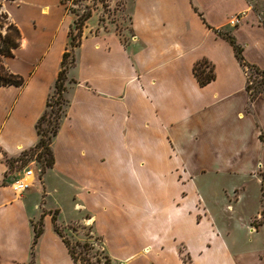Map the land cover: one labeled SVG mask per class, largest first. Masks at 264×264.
Returning a JSON list of instances; mask_svg holds the SVG:
<instances>
[{"label":"crops","instance_id":"0c3cea01","mask_svg":"<svg viewBox=\"0 0 264 264\" xmlns=\"http://www.w3.org/2000/svg\"><path fill=\"white\" fill-rule=\"evenodd\" d=\"M63 1H2L21 33L4 64L26 84L0 87V264H76L54 228L61 209L47 206L51 178L74 183V208L88 216L79 224L103 237L111 264H264V221L253 224L264 215V96L250 106L245 69L218 33L233 35L245 57L240 36L264 35V0H108L123 1L129 28L118 33L96 13L86 22L67 72L55 165L18 194L12 184L23 172L8 159L39 141L70 48ZM250 47L264 51V38ZM204 60L215 79L201 86L194 67ZM120 211L129 222L103 231L99 215L110 221Z\"/></svg>","mask_w":264,"mask_h":264},{"label":"trees","instance_id":"16d2710c","mask_svg":"<svg viewBox=\"0 0 264 264\" xmlns=\"http://www.w3.org/2000/svg\"><path fill=\"white\" fill-rule=\"evenodd\" d=\"M2 1L0 0V10H2ZM104 9H108L107 0L100 1ZM66 4V0L63 1ZM76 16L74 26L71 27L69 32L70 48L64 53L61 63V70L59 72L55 89L47 102V108L36 125L39 141L35 148L25 151L20 157L15 159H8V163L11 161L22 160V157L27 156L30 153L38 151L37 159L41 163L42 173L51 169L55 165V156L52 150V143L54 138L58 135L61 121L66 115V110L69 105L68 100L65 97L67 72L70 67L75 64L74 50L79 47L82 41L83 29L86 22L92 17L93 9L88 8L83 14H79L77 11L72 12ZM2 20H9L8 15L3 12L0 16ZM0 28L2 25L0 24ZM8 33L5 35L0 31V87L2 86H24L26 79L22 76L11 73L4 64V60L14 56V51L19 48L21 42V33L17 26L10 22L7 27ZM76 32V33H75ZM219 35L227 40L233 47L235 55L241 66L245 69L248 68L255 73L256 77L250 76L247 78L246 90L250 97V106L260 96H264V69L259 68L256 65L248 63L243 55V47L237 42L236 38L230 33L218 32ZM77 39V40H76ZM194 74L201 86H206L215 79L214 67L207 60L199 62L194 67ZM53 224L55 231L60 235L66 244L69 253L76 264H84L87 261L85 258H79L76 254V248H80L83 251H89L93 246L89 242L73 243L67 239L61 232L60 227L57 225V219L53 216ZM36 239H38L43 232V220H40L35 224ZM102 258L105 260V264H111L110 257L102 251Z\"/></svg>","mask_w":264,"mask_h":264},{"label":"rangeland","instance_id":"374dc122","mask_svg":"<svg viewBox=\"0 0 264 264\" xmlns=\"http://www.w3.org/2000/svg\"><path fill=\"white\" fill-rule=\"evenodd\" d=\"M100 1L101 0H66L65 6L69 14L73 17V22H71L72 23L71 27L74 26V21L76 20V16L72 13L73 11H77L79 14H83L84 12L87 11L88 8L90 9L92 8L94 13L100 14V20L98 22L99 24H110L115 28V30L118 33H122L125 27L129 28V20L123 13V1L117 2L114 7H109L106 10L104 9ZM107 5L109 6L108 0H107ZM1 15H2V10H0V16ZM96 19L97 16L94 19L88 20L89 27L94 25ZM0 24L2 25L0 31L2 32L3 35H5L6 33H8L7 27L10 25V22L8 20H2L1 18ZM263 38H264L263 33L259 31L257 33H252V34L250 33V35L243 34L240 36V39L244 43L247 44L249 43L250 46L253 40L255 39L263 40ZM250 46L246 50V56H245L246 59L249 62L254 61L253 63L260 67H264V51H253L252 50L253 48ZM245 75L247 78L250 76L256 77L255 73H253V71L248 68H245ZM38 154L39 152L35 151L34 153H30L27 156L22 157V160L16 162L11 161L10 163H8L10 167V171L16 173V172H25L28 170H32L35 174V177L38 176L39 179L42 180L41 177L44 175L45 172L42 173L41 163L37 159ZM210 178H212V176H210ZM203 180L204 178L197 179L196 180L197 185H202L201 181ZM33 183L35 184V181H33ZM73 184L74 183L71 181L60 182V181H56L54 178L49 179L47 184L48 185L47 206L49 208L61 209V215L59 216V221L57 222V225L60 227L61 232L65 237H67L68 240H70L73 243L89 242L91 246H93L92 249L89 251V253H87V251H83L80 248H76V254L79 256V258H85L87 260L84 262V264H105V260L102 258V251H104L103 237L101 235H98L92 226L88 227L79 224V222L82 221V218L84 219L85 217L88 216L86 215L85 212L76 211L77 209L74 208V200L72 199L73 190L71 189ZM117 185L119 186V184ZM146 189H148L149 193L152 191L151 188L148 186H146ZM141 190L144 192V188L143 189L141 188ZM256 195L257 192L255 190L253 191V198H255ZM155 205L156 204L153 198L148 199L149 207ZM199 205L200 204H198L197 206L199 207ZM120 212L119 213L114 212L110 214L109 215L110 221H106L108 218L104 219L103 215H99V220L102 223L101 226L103 231L105 232L111 231V233H113V228H115V226H123L129 222L126 219L127 215H125L123 211ZM53 216L56 217V214H54ZM262 221H264V215H262L260 221H254L253 224L257 225ZM132 225L134 224L132 223ZM110 238H112V235H110ZM110 243H111L109 244L110 246L107 245L108 248L112 249L113 253L120 254L122 247L119 248L118 246L114 245L113 242ZM186 261L188 262L187 258Z\"/></svg>","mask_w":264,"mask_h":264},{"label":"built area","instance_id":"2783aa9c","mask_svg":"<svg viewBox=\"0 0 264 264\" xmlns=\"http://www.w3.org/2000/svg\"><path fill=\"white\" fill-rule=\"evenodd\" d=\"M246 17V12H242L236 16H234L230 21L229 24L236 27L242 23L244 18ZM34 172L32 170H28L23 172L20 176H18L13 184L12 188L13 190L18 194H23L27 190H29L32 187V182L29 180L31 177L33 179Z\"/></svg>","mask_w":264,"mask_h":264},{"label":"bare ground","instance_id":"6f19581e","mask_svg":"<svg viewBox=\"0 0 264 264\" xmlns=\"http://www.w3.org/2000/svg\"><path fill=\"white\" fill-rule=\"evenodd\" d=\"M31 179V178H30Z\"/></svg>","mask_w":264,"mask_h":264}]
</instances>
